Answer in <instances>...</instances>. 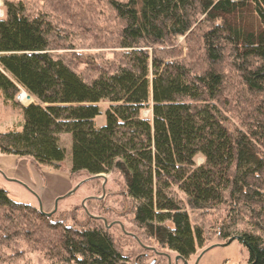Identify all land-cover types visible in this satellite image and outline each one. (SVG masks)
Here are the masks:
<instances>
[{"label": "trees", "instance_id": "obj_1", "mask_svg": "<svg viewBox=\"0 0 264 264\" xmlns=\"http://www.w3.org/2000/svg\"><path fill=\"white\" fill-rule=\"evenodd\" d=\"M38 3L4 0L0 92L23 128L0 133V153L58 170L69 134L70 177L117 174L141 238L185 261L239 238L247 264H264V0ZM87 35L110 58L78 53ZM20 90L36 102L17 104ZM92 221L55 222L0 189V247L22 238L51 264H136Z\"/></svg>", "mask_w": 264, "mask_h": 264}, {"label": "rangeland", "instance_id": "obj_2", "mask_svg": "<svg viewBox=\"0 0 264 264\" xmlns=\"http://www.w3.org/2000/svg\"><path fill=\"white\" fill-rule=\"evenodd\" d=\"M94 1L79 0L78 3L76 0H72V6L83 7L87 2L93 4ZM38 2H41V0H30L35 9H43L42 3ZM4 14V0H0V20L4 17ZM90 35L92 36V33ZM90 35H87L86 40L82 42V48L84 49L79 48L76 51L83 55L102 54L105 58H110L109 54L113 51L111 49H87V46L92 43ZM58 53H64V51H58ZM78 63V70H85L84 59L78 61ZM21 92L23 90L19 91L15 97V102L20 106H24L21 105L20 100H17ZM31 103H33V100L30 99L28 105ZM108 105V102L99 104L102 114L95 119L98 128L105 125L104 113ZM149 116V111L142 113V117L145 119H149ZM22 128L23 117L20 109L7 102L0 92V133L21 131ZM59 146L64 150L65 158L58 170L43 166L36 167L27 160L20 161L14 156L0 153V189L7 191L12 201L38 209L41 208L43 213L49 214L54 211L58 199L67 196L75 188H78L72 195L58 202L57 209L53 213L55 222L62 221L65 225H84L89 221L91 223L93 220L94 224L102 226H105V222L117 248L132 263L185 264L177 260L175 254L167 249L160 248L154 241L141 238L134 227L131 226L129 203L123 193L122 180L117 174H104L100 178H91L86 174H79L78 177L72 179L70 177L72 164L71 135H61ZM202 162V158L198 157L196 159L197 165L202 164ZM87 201L90 202L86 203ZM39 244L37 243L34 246L33 243L20 238L13 242L11 248L0 247V259L4 256L22 253L15 263L5 261L0 264H51L55 262L52 260V262H49L53 255H49V258H47L45 256L46 252L40 250ZM249 257V251L237 240L230 245H225V243L214 238L203 248H197L196 254L186 262L187 264H247Z\"/></svg>", "mask_w": 264, "mask_h": 264}, {"label": "water", "instance_id": "obj_3", "mask_svg": "<svg viewBox=\"0 0 264 264\" xmlns=\"http://www.w3.org/2000/svg\"><path fill=\"white\" fill-rule=\"evenodd\" d=\"M28 99H29V100L31 99L30 96H28ZM100 177H103V175H97V176H95V177H93V178H100ZM76 189H78V188H75V189H74L72 192H70L67 196L58 199V200L56 201V203H55V209H54V211H53L52 213L45 214V215H46L47 217H50L53 213H55V211H56V209H57V204H58V202L61 201V200H63L64 198L69 197L70 195H72V194L76 191ZM83 203H84V202H83ZM82 205H83V204H82ZM39 211H41V208L39 209ZM104 224H105V227L107 228L105 222H104ZM236 240H239V238H232V239L228 240V242H227L225 245H230L233 241H236ZM177 260H180V261L184 262L185 264H187V262H186L184 259H182L181 257H179V256H177Z\"/></svg>", "mask_w": 264, "mask_h": 264}, {"label": "bare ground", "instance_id": "obj_4", "mask_svg": "<svg viewBox=\"0 0 264 264\" xmlns=\"http://www.w3.org/2000/svg\"><path fill=\"white\" fill-rule=\"evenodd\" d=\"M28 97V95L23 92V96L21 97L22 99L19 101L21 103V105L23 104L24 106L28 105L29 100L26 99Z\"/></svg>", "mask_w": 264, "mask_h": 264}, {"label": "built area", "instance_id": "obj_5", "mask_svg": "<svg viewBox=\"0 0 264 264\" xmlns=\"http://www.w3.org/2000/svg\"><path fill=\"white\" fill-rule=\"evenodd\" d=\"M22 96H23V92H21V94H20V96L17 98V100H21V99H22V98H21ZM26 99H28V97H27ZM28 100H29V99H28ZM29 101H30V100H29ZM22 105H23V104H22Z\"/></svg>", "mask_w": 264, "mask_h": 264}, {"label": "crops", "instance_id": "obj_6", "mask_svg": "<svg viewBox=\"0 0 264 264\" xmlns=\"http://www.w3.org/2000/svg\"><path fill=\"white\" fill-rule=\"evenodd\" d=\"M30 98H31V100H33V103L36 102V100H35L33 97L30 96ZM34 101H35V102H34ZM23 107H26V106H23ZM20 161H21V160H20Z\"/></svg>", "mask_w": 264, "mask_h": 264}]
</instances>
